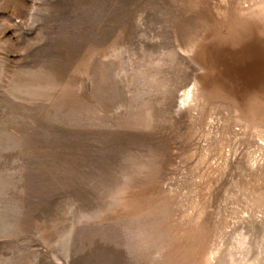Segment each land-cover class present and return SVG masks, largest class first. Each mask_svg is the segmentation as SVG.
I'll list each match as a JSON object with an SVG mask.
<instances>
[{
    "label": "rangeland",
    "instance_id": "1",
    "mask_svg": "<svg viewBox=\"0 0 264 264\" xmlns=\"http://www.w3.org/2000/svg\"><path fill=\"white\" fill-rule=\"evenodd\" d=\"M0 264H264V0H0Z\"/></svg>",
    "mask_w": 264,
    "mask_h": 264
}]
</instances>
